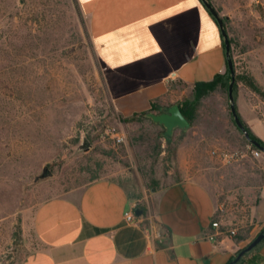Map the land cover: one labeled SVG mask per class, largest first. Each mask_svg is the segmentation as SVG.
Masks as SVG:
<instances>
[{
    "label": "rangeland",
    "instance_id": "374dc122",
    "mask_svg": "<svg viewBox=\"0 0 264 264\" xmlns=\"http://www.w3.org/2000/svg\"><path fill=\"white\" fill-rule=\"evenodd\" d=\"M210 2L232 40L235 103H249L264 119V95L244 81L252 77L264 92V0ZM174 89L177 104L193 98L182 83ZM222 102L229 108L226 86L201 100L189 128L171 135L149 116L126 121L113 108L76 0H0V264H21L37 247L32 216L41 201L93 175L119 182L145 209L153 184L201 175L222 224L238 226L259 168L231 114L223 120ZM213 149L244 154L225 163ZM44 165L52 175L36 179Z\"/></svg>",
    "mask_w": 264,
    "mask_h": 264
},
{
    "label": "crops",
    "instance_id": "0c3cea01",
    "mask_svg": "<svg viewBox=\"0 0 264 264\" xmlns=\"http://www.w3.org/2000/svg\"><path fill=\"white\" fill-rule=\"evenodd\" d=\"M77 1L113 108L123 117L162 112L177 102L176 83L192 89L226 71L219 27L201 0ZM236 106L264 141V119L249 103L236 100ZM229 109L222 102L225 122ZM256 163L259 180L248 214L236 219L239 239L208 238L212 220L221 216L201 175L152 190L138 222L124 214L139 208L140 199L119 182L98 178L37 205L32 229L38 245L21 264H227L264 226V211H255L264 204L263 153ZM242 264H264V238Z\"/></svg>",
    "mask_w": 264,
    "mask_h": 264
},
{
    "label": "water",
    "instance_id": "95a60500",
    "mask_svg": "<svg viewBox=\"0 0 264 264\" xmlns=\"http://www.w3.org/2000/svg\"><path fill=\"white\" fill-rule=\"evenodd\" d=\"M208 12L213 16L215 19L222 39H223V45H224V50H225V56H226V63L227 67L230 72V81L228 84V90H227V95L229 99V108L231 115L233 117V120L236 124V126L243 132L245 138L253 145L258 147L262 153L264 154V146L260 145L256 140L251 139L249 136L248 131L246 130L244 124L242 123L240 117L238 116L237 109H236V103H235V98H234V92H233V87L235 83V70L233 67V62L232 58L230 55V42L228 38V34L226 32V29L224 27V21L222 17L219 15L218 11L216 8L212 5V3L208 0H201ZM150 118L157 123L162 124L165 127V134L166 135H171L174 128H189L191 126L190 121L182 114L180 107L177 103L172 104L170 107L164 109L162 112H150ZM88 146L84 148V150H87ZM52 172L48 169L46 165L43 166L42 172L36 176V179L39 178H45L48 176H51ZM135 215H141L142 210L139 208L134 209ZM264 238V226L262 229L255 235V237L248 243L246 244L243 248H241L235 257L230 260L227 264H235L246 252L250 251L253 249L262 239Z\"/></svg>",
    "mask_w": 264,
    "mask_h": 264
},
{
    "label": "trees",
    "instance_id": "16d2710c",
    "mask_svg": "<svg viewBox=\"0 0 264 264\" xmlns=\"http://www.w3.org/2000/svg\"><path fill=\"white\" fill-rule=\"evenodd\" d=\"M210 1V0H208ZM76 2L78 3V1L76 0ZM79 6V4H78ZM80 8V6H79ZM81 10V8H80ZM82 11V10H81ZM213 17V16H212ZM229 42H230V55H231V38H229ZM238 76H235V83H234V87H233V92H234V98L236 97L235 95V88H236V78ZM230 81V72L228 67L226 68V71L223 74H216L212 80L209 81H199L196 82L193 87H192V93H193V98L192 99H187L182 101L181 103H178L180 110L182 112V114L190 121V123L192 124L193 121L195 120V116H196V111L198 106L200 105L201 100L210 92L214 91L216 88L220 87V86H226L227 90H228V83ZM245 83L247 84L248 87H250V89H252L253 91H255L256 93H260L262 95H264V92H262L259 87L257 86V84L255 83V81L253 80L252 77H246L245 78ZM237 109V106H236ZM238 113V111H237ZM150 112H144L140 115H132V116H126L123 117L124 120L126 121H132L135 120L136 118L140 117V116H149L150 117ZM231 114V113H230ZM232 116V115H231ZM238 116L240 117L242 123L244 124L246 130L249 133V136L251 139L256 140L260 145L264 146V141L259 138L257 135H255L253 133V131L249 128V126L242 120L241 116L238 113ZM233 118V117H232ZM169 136H167L168 138ZM244 140L246 143H250L244 136ZM251 144V143H250ZM251 148L253 149H257L259 151H261L258 147H256L255 145L251 144ZM262 152V151H261ZM145 174V173H144ZM98 179V177H96V175H93V177H91L85 184ZM179 181V180H177ZM84 184V185H85ZM166 186V185H165ZM160 187H156L155 184H153L151 186V190H156ZM138 207L142 210V214L145 212V208L143 206H139ZM141 214V215H142ZM235 239H239L240 235H235L233 236ZM254 249V248H253ZM253 249H251L250 251L246 252L235 264H242L243 258L249 254ZM240 250V249H239ZM238 250V251H239ZM237 251V252H238ZM237 254V253H236Z\"/></svg>",
    "mask_w": 264,
    "mask_h": 264
},
{
    "label": "built area",
    "instance_id": "2783aa9c",
    "mask_svg": "<svg viewBox=\"0 0 264 264\" xmlns=\"http://www.w3.org/2000/svg\"><path fill=\"white\" fill-rule=\"evenodd\" d=\"M246 147H247V150H250L252 155L255 157H259L262 154L261 151L251 148L250 143H248ZM212 154L218 155L222 159V161L226 163V162H232V161L238 160L240 157L243 156L244 153H238L237 151H229L226 149H213ZM124 216H125V220L128 222H138L139 221V216H136L132 210L125 212ZM220 220L222 219L218 218V219L212 220L211 227L214 229V232L208 234L209 239H213L214 237L219 236V235L234 236L235 234H237L238 226L235 225L233 227H226L225 225L227 224L225 225L222 224Z\"/></svg>",
    "mask_w": 264,
    "mask_h": 264
}]
</instances>
